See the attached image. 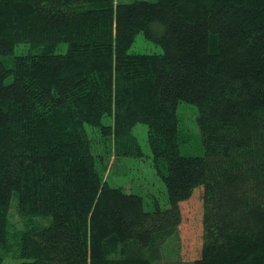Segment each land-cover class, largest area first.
<instances>
[{
	"label": "trees",
	"instance_id": "trees-1",
	"mask_svg": "<svg viewBox=\"0 0 264 264\" xmlns=\"http://www.w3.org/2000/svg\"><path fill=\"white\" fill-rule=\"evenodd\" d=\"M181 101L203 154L180 152ZM137 123L167 206L98 170L143 155ZM195 193L185 263L264 264V0H0V264H158Z\"/></svg>",
	"mask_w": 264,
	"mask_h": 264
},
{
	"label": "rangeland",
	"instance_id": "rangeland-1",
	"mask_svg": "<svg viewBox=\"0 0 264 264\" xmlns=\"http://www.w3.org/2000/svg\"><path fill=\"white\" fill-rule=\"evenodd\" d=\"M128 1V0H114ZM23 49L24 44L16 48ZM65 43H61L57 50H64ZM130 50L139 52H159L161 46L151 40H146L140 32L131 44ZM7 62V61H6ZM8 63V62H7ZM197 107L193 104L181 101L177 106L179 119L180 152L182 154H203L200 131L196 121ZM88 131L89 126L86 125ZM132 132L138 139L143 155L140 157H127L116 155L111 151L104 153L101 162H98V170L104 181L111 185H119L126 192H134L141 195L145 209H151L154 201L160 206H167L166 187L162 177L158 173L150 148L147 143V125L137 123ZM103 151V149H101ZM113 150V149H112ZM199 194L195 193L189 200L181 204L182 221L177 232L167 233L160 242V260L158 264H186L185 261L195 258L199 254L201 241V223ZM11 222L16 227L22 228L24 224L16 217L13 210H9Z\"/></svg>",
	"mask_w": 264,
	"mask_h": 264
}]
</instances>
